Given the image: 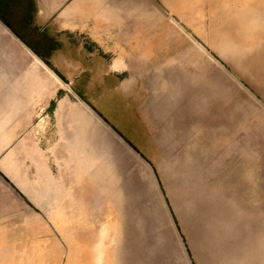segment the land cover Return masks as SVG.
<instances>
[{
    "label": "rangeland",
    "instance_id": "1",
    "mask_svg": "<svg viewBox=\"0 0 264 264\" xmlns=\"http://www.w3.org/2000/svg\"><path fill=\"white\" fill-rule=\"evenodd\" d=\"M156 4L162 11V22L166 20L173 29L162 40L159 15L154 20L148 17V27L156 25L158 54L140 57V70L131 73L139 80L132 83L129 96L122 94L129 91L124 86L126 81L120 86L113 81L103 87L65 85L74 112L83 117V135L68 145L75 150L68 151L63 161L69 166L66 171L72 173L68 178L81 180L85 186L95 181V174L101 170L99 179L117 182L115 189L122 197V232L129 233L134 264H264V255L242 257L264 233V70H243L251 85L231 69L237 82L230 84L202 71L207 65L196 59L197 49L190 39L193 36L199 45H206L205 39L216 33L236 40L227 32V20L216 7L202 2L184 13L177 6V12H171L174 2L156 0ZM178 11L183 19L195 23L179 18ZM192 26L201 33L195 34ZM212 54L214 58L206 60L208 65L217 61L226 64ZM58 75L51 73L52 92L61 84ZM170 87L186 98L176 101L163 95L164 88ZM151 89L154 96L144 93ZM193 94L199 95L197 101ZM170 104L172 108L164 111ZM203 107L208 110L204 112ZM228 119L229 133L223 141L218 140L219 144L208 143L197 134L202 128L192 127L193 121L207 125ZM193 138L198 139L195 153L187 151L191 147L187 141ZM186 153L198 163L196 184L189 182L192 169L183 161ZM251 154L252 172L256 173L250 178L252 187L239 182L249 164L243 159ZM4 170L8 176L0 177V264H86L81 247L96 250L102 245L98 237L109 234L112 198L95 204L70 199L28 200L11 186L12 169ZM20 178L26 180L27 176ZM91 185L96 186L94 182ZM210 191L214 193L211 198L215 197L212 201L205 199ZM154 205L159 210L156 216ZM81 206L84 212L97 211L96 218L102 220L88 224L94 217L82 215ZM84 234L94 236L88 240ZM100 256L92 251L89 260Z\"/></svg>",
    "mask_w": 264,
    "mask_h": 264
},
{
    "label": "crops",
    "instance_id": "2",
    "mask_svg": "<svg viewBox=\"0 0 264 264\" xmlns=\"http://www.w3.org/2000/svg\"><path fill=\"white\" fill-rule=\"evenodd\" d=\"M156 5V0H0V177L10 167L11 186L26 199L97 198L89 194L108 180L100 181L97 172L96 186L92 181L82 186L68 178L72 173L63 162L75 150L68 145L83 135V117L74 112L65 85L126 81L129 91L122 94L129 96L139 80L131 73L140 70V57L158 54L156 20L154 27L147 21L159 15L162 23ZM51 73L61 79L53 92Z\"/></svg>",
    "mask_w": 264,
    "mask_h": 264
},
{
    "label": "bare ground",
    "instance_id": "3",
    "mask_svg": "<svg viewBox=\"0 0 264 264\" xmlns=\"http://www.w3.org/2000/svg\"><path fill=\"white\" fill-rule=\"evenodd\" d=\"M164 1L167 4L174 2L173 6L170 7L171 12H177L174 8L177 6L178 8L180 7V9H182L184 13V12H187L188 10L196 8L198 4H200L201 2L209 6L213 5L218 10H220V15L224 17L229 24L227 26V32L232 33L234 35L233 38H236V40L234 39L232 40L226 37L222 38L218 34L212 33L213 36L210 35V37L205 39L206 45H203L202 43H200L199 45L197 42L198 40L192 36V38L191 39L189 38V39L193 43L192 44L193 47L197 49V53L195 55L196 59L198 61L201 60L199 62L200 64L207 65V67L205 65L202 66V71H208V73L213 74L214 77H216L218 80H220L223 83L227 82L228 84H230L231 81L237 82V78L235 76V74H237V76H242L245 79V81L249 83L250 85L253 84L249 80V78L245 75L243 70H249L251 67H256V71L264 70V0H194V1L192 0H164ZM178 15H179V18L183 19L182 12L178 11ZM198 20L199 21L201 20L200 13H198ZM185 21L188 22L189 24L195 23V20L193 19H189V20L186 19ZM157 25L159 26L162 25L161 26V29H162L161 39L162 40L167 39L173 27L168 22H166V20L165 21L163 20L162 24L157 22ZM192 31L195 32V34L201 33L199 28L194 27V26H192ZM183 41L187 42L188 44L190 43L187 38H183ZM211 51L219 55L226 64L220 61H217L219 65L217 63L208 65L206 60L207 59L210 60L214 58ZM230 69L233 72H235V74H232ZM239 87L242 88L243 84L239 83ZM167 93H168L167 95L168 97L173 98L176 101H180L186 98V94H183L181 91L177 92V90H175L174 87L172 88L170 87L167 90H165V94ZM192 97L196 99L197 101L199 98V95L193 94ZM202 110H204L205 112L208 109H206V107H203ZM200 116L203 117L202 115ZM230 123H231V120L229 119L226 121V123L215 122V123H211L207 125H202L198 121H193L192 127H195V128L201 127L202 128L201 131H199L197 134L203 135V137L206 138L208 143L219 144L220 141L218 140L220 139L222 140L224 137L228 135ZM195 134L196 133H192V132L190 133V135H195ZM187 142L188 144L191 145V147L187 150L188 152H191V153L198 152L199 149L197 147V144H198L197 138L190 139ZM191 153H186L185 155L183 154L184 155L183 161L186 165H188L192 169L190 173L192 178L190 179L189 182L192 181V183L196 184L195 182H197L198 178H197V175L195 174V171H196L195 168L196 166H198V163L196 162V160H194L195 158L191 156ZM253 158H254V155L251 154V156H246L243 159V160H247L249 164L246 170L240 175V177L242 176V179L240 178V181H239L240 184L250 183V187H252L250 178L254 174H256V173L253 174L252 167H251L252 166L251 163L254 162ZM243 166H245V164ZM253 167L255 166L253 165ZM100 176H102L101 170L99 171L98 179ZM113 177L115 176L113 175ZM99 180L101 181V179ZM116 184L117 182L113 179L108 180L107 183L105 184L101 182L99 185L96 186V190H94L95 193L89 194V196L93 195V196H97V198H84L83 199V200H86L89 204H95L97 202L107 199L105 197L110 196L112 194L111 197L114 202V207L112 211H109L108 213V215L112 214V216L111 218L110 217L108 218V221H109L108 225L106 224L108 228H110V232L105 237L103 235V238L98 237L99 244H102V245L101 246L99 245L96 250L95 249L92 250V248H87L86 246L81 247V250H82L81 256L83 258L88 259V260H85L87 262L86 264H88V262L91 261L89 259H90L92 251L94 253L96 252L101 253V256L99 257V259H96L95 261L90 262V264H134L135 263V260H132L135 257V250H134L133 245L128 240L129 233L122 232V225H121L122 216L121 215L123 213L121 212V203H120V200L122 197L120 196V193H118L115 189ZM194 184H192L193 187H194ZM184 187H186V185ZM136 190L141 193L140 184L136 185ZM186 191L188 192V190ZM207 194L208 195L205 199L208 198L211 201L215 199L214 197L215 195L213 196L214 198H211L212 195L214 194L213 191L212 192L210 191ZM212 205L215 206V203H212ZM154 208L155 209L152 211H154V214L156 216L158 215V211H159L158 206L154 205ZM193 208H195V206ZM83 209L84 208H82V215L84 213L85 215L92 214V216L94 217L93 222H88V224L90 223L93 226V224L98 223L99 221L102 220V219L96 218L98 215L97 211L96 212L92 211V209L86 210L85 208L86 211L84 212ZM250 221H253L252 218L250 219ZM226 222L230 224L229 221H226ZM122 234H124L125 236ZM83 236L84 238L87 237V239L90 240L94 235L84 234ZM263 249H264V233L260 234L258 241L253 242L252 247H249L248 252L244 251L242 253V257H245L247 255L249 256L264 255ZM258 250H259V253H258Z\"/></svg>",
    "mask_w": 264,
    "mask_h": 264
}]
</instances>
